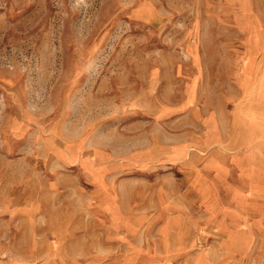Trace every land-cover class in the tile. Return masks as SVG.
<instances>
[{
  "label": "rangeland",
  "instance_id": "374dc122",
  "mask_svg": "<svg viewBox=\"0 0 264 264\" xmlns=\"http://www.w3.org/2000/svg\"><path fill=\"white\" fill-rule=\"evenodd\" d=\"M0 264H264V0H0Z\"/></svg>",
  "mask_w": 264,
  "mask_h": 264
},
{
  "label": "crops",
  "instance_id": "0c3cea01",
  "mask_svg": "<svg viewBox=\"0 0 264 264\" xmlns=\"http://www.w3.org/2000/svg\"><path fill=\"white\" fill-rule=\"evenodd\" d=\"M150 137H149V135H147L146 132L145 133L140 132L137 135L130 137V139H128V140L126 137H123L122 141L124 142V144H123L124 145V153L129 154V153H131V150L134 148L135 150H138L139 153L141 154L142 153L141 151L144 152V150H146V148L148 147V145L146 146L147 141H149V143L151 144ZM165 137H166V139L170 140L169 141L170 145H173V142H174V144L175 143L178 144V138H179L178 133L177 134L167 133V136H165ZM131 144H133V145L131 146ZM186 153H189V149H187ZM92 160H96V159L93 158Z\"/></svg>",
  "mask_w": 264,
  "mask_h": 264
}]
</instances>
